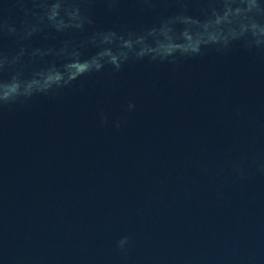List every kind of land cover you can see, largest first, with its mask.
Masks as SVG:
<instances>
[{"label": "water", "instance_id": "1", "mask_svg": "<svg viewBox=\"0 0 264 264\" xmlns=\"http://www.w3.org/2000/svg\"><path fill=\"white\" fill-rule=\"evenodd\" d=\"M206 2L93 0L87 28L142 30ZM50 31L33 46L79 35ZM262 163L264 50L105 65L0 107V264H264Z\"/></svg>", "mask_w": 264, "mask_h": 264}, {"label": "clouds", "instance_id": "2", "mask_svg": "<svg viewBox=\"0 0 264 264\" xmlns=\"http://www.w3.org/2000/svg\"><path fill=\"white\" fill-rule=\"evenodd\" d=\"M107 3L113 8L117 0ZM92 6L93 0H15L12 4L0 0V35L14 37L18 46L13 52L0 50V73L12 71L10 79H0V107L27 104L38 94L58 93L83 74L100 72L105 65L119 71L130 61L146 57L175 63L201 55L209 47L228 51L234 42L245 49L264 50V0H207L200 16L190 15L187 5H182L181 11L162 16L149 28L89 33L87 26L94 24ZM11 9L22 12L19 24L11 14L4 15ZM50 30L79 35L34 47L32 38L39 34L47 41ZM89 47L96 51L84 58ZM32 65L31 75H26ZM135 107L128 104V110ZM120 126L118 121L116 127ZM260 169L264 171V163ZM129 241V236L119 240L120 249Z\"/></svg>", "mask_w": 264, "mask_h": 264}]
</instances>
